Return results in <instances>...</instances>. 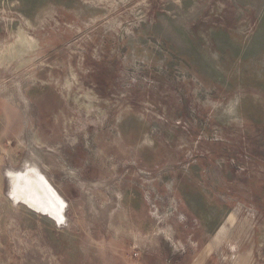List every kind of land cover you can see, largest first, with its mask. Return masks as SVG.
<instances>
[{
    "label": "rangeland",
    "instance_id": "rangeland-1",
    "mask_svg": "<svg viewBox=\"0 0 264 264\" xmlns=\"http://www.w3.org/2000/svg\"><path fill=\"white\" fill-rule=\"evenodd\" d=\"M231 257L264 264V0H0V264Z\"/></svg>",
    "mask_w": 264,
    "mask_h": 264
},
{
    "label": "bare ground",
    "instance_id": "bare-ground-1",
    "mask_svg": "<svg viewBox=\"0 0 264 264\" xmlns=\"http://www.w3.org/2000/svg\"><path fill=\"white\" fill-rule=\"evenodd\" d=\"M26 175L29 176V174L26 173H24L23 175H16V182H14L13 184L11 182V192L16 195L17 198L23 200L24 202L26 201V203L32 208H36L38 210L41 209V211L48 212L53 217L58 216L57 213L59 212V210L56 209V202L58 200L52 192H49L47 190V186H45L44 182L42 181L43 179L41 180L40 178L35 176L34 178H31ZM52 205H55V208H53Z\"/></svg>",
    "mask_w": 264,
    "mask_h": 264
},
{
    "label": "crops",
    "instance_id": "crops-1",
    "mask_svg": "<svg viewBox=\"0 0 264 264\" xmlns=\"http://www.w3.org/2000/svg\"><path fill=\"white\" fill-rule=\"evenodd\" d=\"M212 247H215L217 249L216 245H213ZM220 259L223 260V258H220ZM225 259L231 261V262H228L227 264H236L237 263V261L235 260L234 257H231L230 259H228V258H225ZM192 264H220V263H219V260L217 258L216 259L210 258L209 260H201V263L193 262Z\"/></svg>",
    "mask_w": 264,
    "mask_h": 264
}]
</instances>
